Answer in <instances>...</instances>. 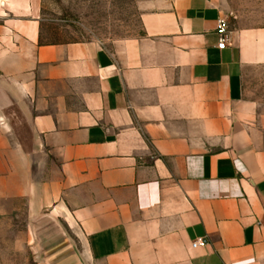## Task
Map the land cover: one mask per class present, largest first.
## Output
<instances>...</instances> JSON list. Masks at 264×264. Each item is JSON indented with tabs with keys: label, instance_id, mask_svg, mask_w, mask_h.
Returning a JSON list of instances; mask_svg holds the SVG:
<instances>
[{
	"label": "crops",
	"instance_id": "1",
	"mask_svg": "<svg viewBox=\"0 0 264 264\" xmlns=\"http://www.w3.org/2000/svg\"><path fill=\"white\" fill-rule=\"evenodd\" d=\"M136 2L134 35L48 41L0 0V264H264V28Z\"/></svg>",
	"mask_w": 264,
	"mask_h": 264
},
{
	"label": "rangeland",
	"instance_id": "2",
	"mask_svg": "<svg viewBox=\"0 0 264 264\" xmlns=\"http://www.w3.org/2000/svg\"><path fill=\"white\" fill-rule=\"evenodd\" d=\"M137 0H42L41 15L48 41L97 38L111 40L136 34ZM233 28H264V0H223ZM252 98L264 113V66L250 82Z\"/></svg>",
	"mask_w": 264,
	"mask_h": 264
},
{
	"label": "built area",
	"instance_id": "3",
	"mask_svg": "<svg viewBox=\"0 0 264 264\" xmlns=\"http://www.w3.org/2000/svg\"><path fill=\"white\" fill-rule=\"evenodd\" d=\"M218 33L220 35L219 47L224 48L225 43L228 40V36H229V21L227 17H222L218 20ZM204 244H205V240L203 238H199L198 240L193 242L192 247L196 248Z\"/></svg>",
	"mask_w": 264,
	"mask_h": 264
}]
</instances>
